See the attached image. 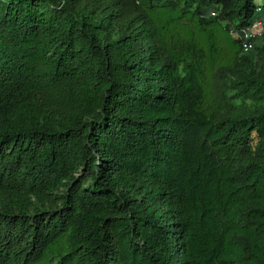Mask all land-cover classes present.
Listing matches in <instances>:
<instances>
[{"label": "trees", "instance_id": "trees-1", "mask_svg": "<svg viewBox=\"0 0 264 264\" xmlns=\"http://www.w3.org/2000/svg\"><path fill=\"white\" fill-rule=\"evenodd\" d=\"M255 21L0 0V264H264V35H232Z\"/></svg>", "mask_w": 264, "mask_h": 264}, {"label": "built area", "instance_id": "built-area-1", "mask_svg": "<svg viewBox=\"0 0 264 264\" xmlns=\"http://www.w3.org/2000/svg\"><path fill=\"white\" fill-rule=\"evenodd\" d=\"M232 35L240 41L245 53L250 52L254 49L255 42L264 35V23L255 21L253 25L242 30H233Z\"/></svg>", "mask_w": 264, "mask_h": 264}]
</instances>
